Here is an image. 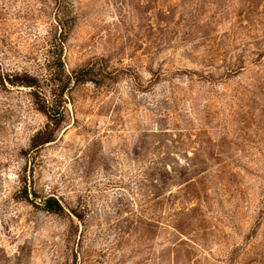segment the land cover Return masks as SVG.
Returning <instances> with one entry per match:
<instances>
[{
    "label": "rangeland",
    "instance_id": "374dc122",
    "mask_svg": "<svg viewBox=\"0 0 264 264\" xmlns=\"http://www.w3.org/2000/svg\"><path fill=\"white\" fill-rule=\"evenodd\" d=\"M0 73V264H264V0H0Z\"/></svg>",
    "mask_w": 264,
    "mask_h": 264
},
{
    "label": "trees",
    "instance_id": "16d2710c",
    "mask_svg": "<svg viewBox=\"0 0 264 264\" xmlns=\"http://www.w3.org/2000/svg\"><path fill=\"white\" fill-rule=\"evenodd\" d=\"M58 7H62L65 0H55ZM82 76H74L72 75V84L75 87L76 85L84 84L91 82V79L88 77L91 74V71H87L83 73ZM93 82V81H92ZM9 84L10 86L14 87H24V88H30L35 91L36 96L40 97L41 94V87L39 86L40 83L37 78L30 76L28 74H24L22 76L14 77V79H10L9 77H5V75H1L0 73V84ZM40 93V94H39ZM42 111L47 115L48 117V124L43 132L38 133L36 137L33 139V147L38 148L40 146L52 143L55 141V135L54 130L55 127L58 125L57 123V117L55 113H52V110L50 109V106L44 102V108ZM60 117V116H59ZM43 207L45 211L51 214H60L62 213L63 209L61 205L52 197L46 199L44 201Z\"/></svg>",
    "mask_w": 264,
    "mask_h": 264
}]
</instances>
